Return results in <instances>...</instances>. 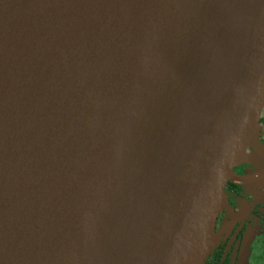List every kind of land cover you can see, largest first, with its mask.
I'll return each instance as SVG.
<instances>
[{
	"label": "water",
	"instance_id": "1",
	"mask_svg": "<svg viewBox=\"0 0 264 264\" xmlns=\"http://www.w3.org/2000/svg\"><path fill=\"white\" fill-rule=\"evenodd\" d=\"M263 108L264 0H0V264H205Z\"/></svg>",
	"mask_w": 264,
	"mask_h": 264
},
{
	"label": "flooded vegetation",
	"instance_id": "2",
	"mask_svg": "<svg viewBox=\"0 0 264 264\" xmlns=\"http://www.w3.org/2000/svg\"><path fill=\"white\" fill-rule=\"evenodd\" d=\"M258 150H264V108L259 142L250 153ZM234 170L243 181L226 183L215 223L218 242L205 264H264V155H249Z\"/></svg>",
	"mask_w": 264,
	"mask_h": 264
}]
</instances>
